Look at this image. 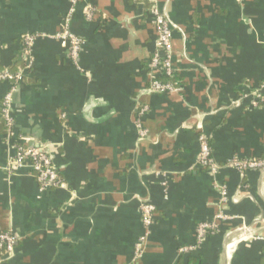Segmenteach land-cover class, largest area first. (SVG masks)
Returning <instances> with one entry per match:
<instances>
[{"label":"crops","instance_id":"1","mask_svg":"<svg viewBox=\"0 0 264 264\" xmlns=\"http://www.w3.org/2000/svg\"><path fill=\"white\" fill-rule=\"evenodd\" d=\"M154 5L173 28L179 92L153 89ZM67 20L84 40L77 61L58 37ZM28 34L39 35L29 47ZM6 68L24 75L0 81V233L18 236L5 264H223L247 226L226 263L264 264V167L229 164L264 161V103L247 96L264 84V0H0ZM11 91L13 135L1 109ZM201 136L216 173L198 164ZM17 144L44 146L62 184L42 189L29 164L8 167Z\"/></svg>","mask_w":264,"mask_h":264},{"label":"built area","instance_id":"2","mask_svg":"<svg viewBox=\"0 0 264 264\" xmlns=\"http://www.w3.org/2000/svg\"><path fill=\"white\" fill-rule=\"evenodd\" d=\"M93 9L88 8L87 14L91 15ZM151 13L153 15V22L157 28V38H156V53L152 59L151 65L154 68H161V76L168 77V80H161V78H154L152 81L153 89L157 91H177L179 92L181 88L180 79L175 69L174 64V54H173V28L170 20L164 14L160 8L154 5L151 8ZM39 35L28 34L24 36L25 46L29 47L34 40ZM61 39L62 44L67 48L70 58L73 61H77L79 57L80 50L84 44L83 38L74 34L68 26V20L64 24L63 30L58 34ZM28 54V49L25 50ZM24 75L23 70H19L17 73L10 72L7 68L0 70V81L3 80H20ZM14 88V87H13ZM248 98H250L254 106H258L260 103H264V84L260 86H253L247 93ZM12 106V91L9 92L2 104V116L6 120V124L9 128V134L13 135L14 120L11 115ZM141 126V123H139ZM146 132L142 131V136H145ZM201 150L198 157V164L206 168L212 173H216L219 168L218 162L214 159L211 153V146L206 136L200 137ZM16 153L10 156L8 160V167L20 166L21 164H29L30 168L35 173L36 179L40 184L42 189H50L57 187L62 184V180L52 163V159L45 149L44 146H23L22 144L16 145ZM230 165H235L240 168L248 167H264V161L262 160H238L234 159L229 162ZM221 187L222 200L220 204H225L228 200V195L226 188ZM155 207L150 202H144L141 206L143 222L147 227H150L155 220L154 217ZM217 219H230L231 216L225 214L222 210L218 212L215 216ZM216 222H204L198 226L197 229V243L199 244L204 236L209 232L216 229ZM257 238H261L258 236ZM18 236L12 232H2L0 233V264H5V261L14 251L15 245L17 243ZM195 246H190L188 249H194ZM142 249H138L137 254L141 253Z\"/></svg>","mask_w":264,"mask_h":264},{"label":"water","instance_id":"3","mask_svg":"<svg viewBox=\"0 0 264 264\" xmlns=\"http://www.w3.org/2000/svg\"><path fill=\"white\" fill-rule=\"evenodd\" d=\"M90 104H92V103H90ZM90 104L87 105L86 109L91 107ZM254 229L255 228L253 226L241 227V228H238L237 230L233 231L229 235L228 240L223 247V264H227L226 263V256H227L228 252L232 248H234L238 243H240L245 236H247L251 232H254Z\"/></svg>","mask_w":264,"mask_h":264},{"label":"trees","instance_id":"4","mask_svg":"<svg viewBox=\"0 0 264 264\" xmlns=\"http://www.w3.org/2000/svg\"><path fill=\"white\" fill-rule=\"evenodd\" d=\"M160 78H161V80H168L169 79L168 77H165V76H161Z\"/></svg>","mask_w":264,"mask_h":264}]
</instances>
